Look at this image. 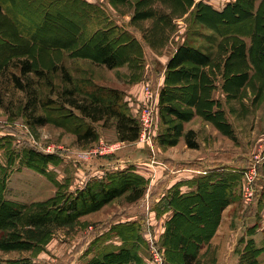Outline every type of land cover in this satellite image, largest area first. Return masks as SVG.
I'll list each match as a JSON object with an SVG mask.
<instances>
[{
	"label": "rangeland",
	"instance_id": "obj_1",
	"mask_svg": "<svg viewBox=\"0 0 264 264\" xmlns=\"http://www.w3.org/2000/svg\"><path fill=\"white\" fill-rule=\"evenodd\" d=\"M2 1L4 10L0 23V176L6 175L5 198L28 205L47 201L49 208L53 210L52 213H55L53 200L58 198L59 193H67L70 197H74L86 188L94 177L100 178L96 170L91 172L92 170L88 169L87 164L90 162L98 166V170L106 166L101 165L102 163L110 160L120 161L117 164L124 169H135L143 177L141 182L144 184V196L148 194L145 201L153 199L152 205L158 204L156 202L158 196L162 197L158 202H162L171 188L178 187L181 193L197 190L195 179L201 175V172L209 171V166L213 167V170H227V173H234L235 170L242 175L238 181H234L230 202L225 205L228 207L232 204V207L224 217V210L221 213V218H224L223 228L226 230L230 225L235 228L233 233L235 239L231 246H235L238 252L235 254L236 259L231 256L228 261L230 264H264V57L257 58L259 54L255 52L257 66L248 63L245 69L246 76L237 79L236 82H229L227 89L231 90L230 94L224 89L226 80L222 75L223 70H213L211 67L210 73H213L214 86L217 87V93L213 96L216 97L214 109L224 110L219 118L227 122L225 126L222 124L224 129L203 117H197L189 125L196 128L193 136L199 143L197 148H192L186 142L187 121L168 116L172 118L173 124L179 126V131L173 133L176 143L169 145L160 141L164 137L174 139V135L167 133V127L159 113L160 94L165 82L156 81L157 74L159 76V73L161 75L163 72V75H166L165 59L158 58L157 62L154 60L156 65L150 64V56L143 47V53L138 56L137 66L127 64L123 67L109 68L96 58L90 47L85 46L74 53H71V48L60 47V44L71 40L68 27L78 33L80 28L78 27L77 30V25L81 23L80 20L84 19L86 13L85 4L72 0H56L57 2L53 3L55 6L52 5L53 0ZM87 1L104 6L108 15L114 21L124 23L125 28L133 21L141 22L134 19L126 21L124 16L121 17L125 13H131L133 5L113 7L109 0ZM200 1L203 3L199 4ZM234 2L239 0L195 1L189 10V19L180 26L184 27L186 32L188 29L195 30L199 27L209 33L207 24L212 23L216 18L213 8L224 10L229 3ZM260 2L261 0H256L257 7L260 6ZM44 4L49 5L52 13L57 11L62 13L59 16L61 22L54 24L45 18L44 13L47 11L42 8ZM28 6H30L29 11L25 10ZM160 10L166 11L163 7ZM201 12L206 21L205 25L201 21ZM38 14L41 16L39 17ZM60 35L66 41L63 42V39L59 41L58 38L62 37ZM185 37L187 38V34ZM202 39L200 37L198 43H201ZM5 40L12 43L8 44L9 41L4 42ZM81 40L84 42V36ZM243 40L249 45L253 41L251 37H244ZM41 42L44 44L42 45ZM79 45L80 43L76 41L73 49L79 48ZM164 53L161 51L159 55ZM12 57L16 59L30 57L36 68L48 73L46 78H40L36 73L30 75L41 97L58 98L63 89L73 86L64 79L61 69L55 70L56 66L62 65L66 66L72 75L76 86H80L83 80H91L119 88L125 92L126 97L129 93L137 94L136 103L130 107H136L135 113L138 116L147 100V89L150 88L159 97L155 123L149 135L144 138L140 135L138 140L129 145V141L119 139L114 120L106 126L101 121L95 123L100 135L98 140L82 143L77 140L75 133L57 123L49 122L43 125L35 123L33 115L26 110L31 101L29 94L15 85L13 74L21 75V71L13 64L14 60L9 62ZM163 58L166 56L164 55ZM242 64L243 62L239 66ZM153 70H157L154 81L150 79ZM146 79L149 82H144ZM140 93L143 94L142 98ZM201 104V107H204L207 101L203 100ZM46 114L50 113L39 106L35 116ZM50 117L55 120L53 115L50 114ZM113 146L114 148H111ZM44 153L50 154V157L42 156L41 154ZM60 153L62 156L59 155ZM65 154L70 157H65ZM151 154H158L161 158L171 154L177 158L188 159H184L183 164L171 162L173 159L160 160V158L156 163H133L134 158L139 155ZM49 158L51 160H48ZM80 159L83 162H79ZM108 166L106 168H110L109 170L103 171L104 173L100 171L101 176L105 177L108 173L121 171L113 168L114 164ZM246 173L255 176L253 182ZM186 183H191L192 187ZM159 189H162L160 195ZM127 196V194L117 195L107 203L108 207H105L107 205L105 204L97 210L83 211L84 214L81 213V216L74 217L65 224L61 223L64 220L58 219L52 225L30 229L24 216L0 219V264H19L16 262L19 259H28L33 264H85L95 258L101 262L102 251L108 248L104 245L107 233L105 235L103 232L111 223L106 222V218L109 213L115 211L113 225L118 224L117 220L120 218L118 212L129 203ZM206 197L213 201L210 195ZM200 204H203L202 201ZM200 204L193 212L200 211ZM209 207L215 208V206ZM201 210L203 211V208ZM183 213V217L175 219L178 232L184 227L186 222L184 215L189 211L185 210ZM168 217H164L162 222L165 226L162 229L163 224H161L163 231L158 229L159 233L162 231L166 234L168 227L166 224L171 221ZM115 235L112 234L111 237ZM143 235L148 241L149 237H152L160 249H163L162 243L156 241V236L151 230H147ZM85 246H88L87 250ZM232 254L234 255V251Z\"/></svg>",
	"mask_w": 264,
	"mask_h": 264
},
{
	"label": "trees",
	"instance_id": "obj_2",
	"mask_svg": "<svg viewBox=\"0 0 264 264\" xmlns=\"http://www.w3.org/2000/svg\"><path fill=\"white\" fill-rule=\"evenodd\" d=\"M130 1L109 0V3L116 7L128 4ZM154 1L139 0L133 19L140 20L158 15L159 20L168 22L174 15L188 12L196 0H160L168 7V12H159L154 6ZM54 2L57 1L53 0V6H55ZM72 2L85 4L86 13H84V19L80 20L81 23L77 22V24L80 23L77 25V30L78 27L80 28L78 33L68 27L69 31L68 29L67 31L71 40L65 44H60V47L71 48V53L79 52L85 46L90 47L96 58L109 68L119 67L126 62L137 66L138 56L143 53V47L136 36L114 21L104 6L87 0H72ZM198 3L202 4L203 1ZM42 8L47 11L43 13L49 22L54 24L61 22V18H59L61 12L52 13L49 5L46 4ZM263 8L264 0H261L258 7L256 0H239V2L229 3L224 10L213 8L212 11L216 18L212 23L208 22L207 24L210 29L209 33L199 27L195 30H187V38L185 37L184 43L178 47L167 63L165 84L160 94L161 108L159 113L162 121L165 122L167 133L174 135V139L164 137V139L161 138V143L169 145L176 143L173 133L179 131V126L171 122L170 116L177 117L182 121H189L198 112L206 120L214 122L221 129H224L222 126H225L227 122L223 118L219 120L224 110L214 109L216 103L214 100L216 99L213 98L212 92L216 86H214L213 73H210V68L223 70L222 75L226 80L224 89L226 93L230 94L231 90L227 89L229 82H236L237 79L245 77L247 74L245 69L248 63H254L257 66L255 52L259 54L257 58L264 57ZM29 9L30 6L25 10L29 11ZM3 10L4 4L0 0V23ZM201 15V21L205 25L203 12ZM38 16L41 15L38 14ZM188 17L187 19H189ZM85 31L87 33H84ZM24 34L26 35V33ZM83 36L84 42L81 40ZM200 37L203 39L201 43H198ZM244 37H251L252 43L249 45L243 40ZM58 40L64 42L65 38L62 36ZM7 41L9 40L4 42ZM76 41L80 43L79 48L73 49ZM11 43L8 42V44ZM56 46L59 47V45ZM12 60H14L13 64L17 68L19 67L21 71V75L13 74L15 85L29 94L31 101L26 110H29L30 114L33 115L35 123L40 125L49 122L57 123L75 133L79 142L92 143L97 141L100 136L95 123L102 121L103 125L106 126L114 120L120 140L133 142L139 139L141 135L139 116L131 112L129 101L123 90L98 84L91 80H83L80 86H76L66 66L62 65L59 66L60 68L56 66L55 70L61 69L64 79L73 86L63 89L58 98L41 97L38 88L33 85L35 83L30 75L36 73L40 78H46L48 73L36 68L30 57L17 59L12 57L9 62L11 63ZM242 62L243 64L239 66ZM247 79H249L248 75ZM203 100L207 101V105L201 107ZM39 106L44 107L54 116L53 119L55 120L51 119L50 114L35 116ZM195 133L194 129H190L186 133V142L192 148L199 146L198 141L193 136ZM41 155L50 157V154L47 153ZM59 155L62 156V153ZM213 169L211 168L207 173L196 177L197 190L181 193L178 187L171 188L168 196H165L159 203L160 213L167 207H173L176 210L173 218L169 221L167 236L176 237L177 239L171 240L175 244L178 242L179 245H182L184 264H194L197 260L200 243H204L215 233L221 220L222 210L230 202L234 181H238L242 175L235 170H233L234 173H227V170ZM99 177H94L89 185L74 197H70L67 193H59L58 198L53 200L55 201V213H52L53 210L49 208L47 201L33 202L28 205L6 199L4 196L6 175L0 176V219L17 217L18 215L24 216L23 218L29 228L37 229L45 225H52L58 219L64 220L61 223L65 224L72 218H78L84 214L83 211L88 210L87 212H89L101 208L120 194L129 192L128 199L130 201L138 200L144 195V184L141 182L143 177L133 168L115 171L108 173L105 177ZM209 195L213 201L205 198ZM201 201L202 205L200 204ZM198 204H200V211L193 212ZM209 206H215V208ZM185 210L189 213L184 215L186 222L178 232L175 219L183 217ZM125 230L124 225L115 224L104 233L105 235L107 233V237L112 234L127 236ZM165 251L167 263L177 264L174 258H168L167 249ZM132 254L133 252L130 250L125 251V253L123 251L117 253L108 247L106 251H102L101 262L95 258L85 264H141L143 262L138 258L131 263L130 256ZM16 262L33 264L28 259H19Z\"/></svg>",
	"mask_w": 264,
	"mask_h": 264
},
{
	"label": "crops",
	"instance_id": "obj_3",
	"mask_svg": "<svg viewBox=\"0 0 264 264\" xmlns=\"http://www.w3.org/2000/svg\"><path fill=\"white\" fill-rule=\"evenodd\" d=\"M139 0H131L128 4L133 5L131 13H125L124 15H121V17L124 16L126 21L128 19L133 20V15L136 11L137 4ZM198 1V0H196ZM154 6L157 8L159 12H162L160 9L163 7L166 9L165 12H168L167 6L162 3L160 0L154 1ZM120 7V6H119ZM160 14V13H159ZM189 15V11L184 14H178L174 15L172 19H170L168 22H162L159 20V16H150L140 19L141 22H135L129 24L128 27H126L127 30H129L134 36L138 38L140 41L142 47H144L145 51L148 52L150 56V64L156 65L155 61H158V58L160 60L165 59L166 64L168 63L169 59L174 55V53L177 51L178 47L184 43L186 31L184 30V27H181L180 24L187 20V17ZM123 18V19H124ZM124 19V20H125ZM173 22V23H172ZM118 24L121 23L120 21L117 22ZM124 23H121L120 25L123 26ZM125 27V26H124ZM137 28V29H133ZM185 31V32H183ZM165 52L164 55L166 58H163L164 55H159V52ZM155 60V61H154ZM129 64L128 62L122 64L119 67H123L124 65ZM152 71V70H151ZM157 70H153L152 75L150 79L154 81L155 73ZM154 73V74H153ZM151 74V73H150ZM166 76V75H165ZM165 76L163 75V72H161V75L159 73V76L157 74L156 81L157 82H164ZM144 82H149L147 79ZM217 87L213 90L212 95L215 96ZM129 93L127 94V98L130 99V105L135 104V100L137 101V94ZM140 98H142L143 94L140 93ZM136 97V98H135ZM159 97V95H158ZM219 97V96H218ZM216 98V97H215ZM144 99V98H143ZM139 100V99H138ZM131 112L135 115L136 113V107L132 106ZM197 117H202V115L198 112L195 113L194 117L186 122L187 129H194L195 127L189 126L190 123H193ZM205 119V118H204ZM188 124V125H187ZM134 142V141H133ZM133 142H128L129 145L133 144ZM70 157V155L65 154V157ZM158 156V157H157ZM158 158L160 160H171V162L175 163H181L183 164L184 159L188 158H177L176 156H173L171 154L163 156L161 158L158 154L156 155H139L138 157L134 158L133 163H156L158 162ZM170 158V159H169ZM128 160V159H127ZM131 162L132 160L129 159ZM120 161L118 160H110L102 163L101 165H106L104 168L109 167L108 165L114 164L113 168L121 169L124 168L117 163ZM202 163V162H201ZM204 163V162H203ZM124 164V163H123ZM88 169H91V172L97 171L99 176H101V172L104 173L105 170H109L110 168H100L98 170V166H95L94 163H88ZM120 167V168H119ZM126 167V166H125ZM213 167L209 166V169ZM104 171V172H103ZM140 172V171H139ZM208 170L201 172V174L207 173ZM166 176V175H165ZM164 176V177H165ZM102 177V176H101ZM164 179V178H163ZM176 181V180H175ZM173 183V182H172ZM175 183V182H174ZM186 185H189V187H192V184L186 183ZM184 186V185H183ZM162 189H159V195L160 191ZM129 192L125 193L128 195ZM148 195V194H146ZM146 195L142 196L138 200L130 201L127 206H125L123 209H121L117 215H120V218L117 220L118 224L124 225L126 227V234H116L114 237H107V239L104 241V245H107L109 248L114 250L117 253H120L123 251H132L133 254L130 256L131 263H133V260H137L138 258L142 260L141 264H152L151 262V251H150V242L147 240L146 236L143 235V233L147 232V230H151L153 234L156 236V241L161 244L162 243V250L165 253V257L167 259L166 249L168 253V258L172 259L174 258L177 261V264H184L183 262V248L182 245L178 244V242L175 244L171 239H177L176 237L167 236L166 234L162 233V229H164L163 219L164 217L169 216L168 218L172 219L173 215L175 214V208L173 207H167L165 208L162 213H159V202L162 197L158 196L156 199L157 205H152L153 199H149L147 202L145 201ZM128 197V196H127ZM126 197V198H127ZM109 204H107L105 207H108ZM232 204L228 205V207H225L223 217L225 213L231 209ZM116 212L113 211L108 214L106 222L109 223L110 226H107L105 229L108 231L115 222V215ZM224 218H221L220 223L215 231V233L204 243H200L199 251L197 252V260L194 264H230V258L233 256V258L236 259L235 254H237L238 250L235 246H231L233 243V240L235 239L234 233V227L230 225L226 230L223 228ZM158 220V221H157ZM168 221V220H167ZM160 222V225L158 223ZM116 224V223H115ZM114 224V225H115ZM161 224L162 229H161ZM160 226V228H159ZM168 224H166V227ZM158 229H161L162 231H158ZM167 229V228H166ZM153 230V231H152ZM105 231V232H106ZM104 233V232H103ZM162 233V234H161ZM234 243H236L234 241ZM86 250L88 246H85ZM233 247V248H232ZM232 251H234V255L232 254ZM229 260V261H228ZM168 264V263H167Z\"/></svg>",
	"mask_w": 264,
	"mask_h": 264
},
{
	"label": "built area",
	"instance_id": "obj_4",
	"mask_svg": "<svg viewBox=\"0 0 264 264\" xmlns=\"http://www.w3.org/2000/svg\"><path fill=\"white\" fill-rule=\"evenodd\" d=\"M147 100H145V103L141 107L140 111V124L142 127L141 135L142 137H146L149 135L150 129L153 127L155 123V113H156V106H157V96L150 88L147 89ZM111 148H114L111 147ZM79 162H83L78 160ZM258 160H255L257 162ZM248 178L253 182L255 179V176H251L250 174L246 173ZM150 242V250H151V257H152V263L153 264H167V259L165 257V253L160 247L154 242L152 237H149Z\"/></svg>",
	"mask_w": 264,
	"mask_h": 264
}]
</instances>
